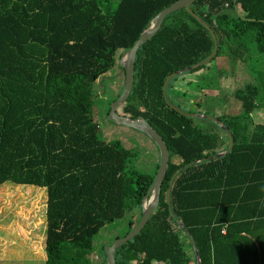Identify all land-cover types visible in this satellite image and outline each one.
<instances>
[{
	"label": "trees",
	"instance_id": "trees-1",
	"mask_svg": "<svg viewBox=\"0 0 264 264\" xmlns=\"http://www.w3.org/2000/svg\"><path fill=\"white\" fill-rule=\"evenodd\" d=\"M175 1L0 0V185L47 188V264H96L92 254L100 230L128 210L134 217L127 232L141 219L160 154L155 173H147L135 166L137 149L102 135L93 116L95 82ZM237 5L193 3L215 31L218 52L207 64L172 78L167 88L180 108L215 116L232 132L235 145L221 157L209 158L230 145L219 123L185 116L164 97L169 75L214 51L211 32L182 8L138 50L134 86L119 112L147 119L166 140L170 162L159 207L117 250V264H197L192 239L178 220L195 238L202 264H264L261 87L249 82L235 88L232 80L230 95L218 93L226 85L224 74L232 78L218 69L221 58L234 72L236 62L264 53V0H237ZM191 87L207 101H188ZM187 164L170 186L173 174ZM170 187L177 218L168 203ZM13 197L20 198L12 207L19 218L29 200L35 216L44 207L39 191H0L9 206Z\"/></svg>",
	"mask_w": 264,
	"mask_h": 264
},
{
	"label": "rangeland",
	"instance_id": "rangeland-1",
	"mask_svg": "<svg viewBox=\"0 0 264 264\" xmlns=\"http://www.w3.org/2000/svg\"><path fill=\"white\" fill-rule=\"evenodd\" d=\"M122 56L123 52L119 51L115 67L108 73L100 76L95 82L93 116L95 120L99 122L101 133L107 140L120 139L127 147L137 149L140 155L138 157V160L135 162V166L144 172L154 174L160 154L158 147L156 146L154 141L148 135L135 128L120 125L109 119L108 113L110 111L111 103L114 101V98H116L118 94L123 91L125 84V72L124 69L119 66ZM233 70H235V73L231 74V79L233 80L232 87L241 88L249 82L257 83L261 87V93L259 96L260 102L264 101V53L255 52L252 58L247 59L245 62H236ZM236 74H239V76L237 79H234ZM254 74H256L257 78L254 77ZM184 86L185 84L182 85V87ZM189 89L191 90V94H189L190 96L187 97L188 101L193 100L196 97V94H194L193 91V87ZM173 94L174 93H172V97ZM173 99L175 100L174 97ZM184 107L190 109V107L187 105H184ZM205 109L207 108H204L203 110ZM120 111H122V108H120ZM14 188L37 192L40 187L29 184H16L10 181L0 185V191L2 192H8L10 190H13ZM42 195H44L45 198L43 202H47V193L44 191ZM19 201L20 198H17V200L14 198L12 204L9 206V202L7 200H0V223H2L5 227H8L7 225L11 222H15V220H25L26 218V222L28 223L30 220H32L33 222V218L37 217L33 212L31 213V215L28 214L30 212V207H32L31 203H33L30 200L29 203L24 204L26 207H28L27 211H25V208L23 210V214L26 213V215L19 218L17 213H13L12 207L15 205V203L18 204ZM27 216H29L28 219ZM133 217L134 212L128 210L123 218L108 223L94 237L92 256L96 264H103L104 260L107 263V257L105 254L106 247L112 244L115 239H117L118 237H123L127 233L128 222L133 219ZM13 228H15V226ZM11 233H14V235L17 236L18 234H20V232H16V230ZM7 235L8 233L6 229H0V237L6 238ZM1 246L2 244H0V247ZM27 247L28 244L26 248ZM2 253L3 252L0 248V258H2V256L4 255ZM5 259V257H3L2 259L4 261V264L28 263L26 258H24L23 261L20 262L18 260L15 261L13 258H10L8 261ZM0 264H2L1 259Z\"/></svg>",
	"mask_w": 264,
	"mask_h": 264
},
{
	"label": "water",
	"instance_id": "water-1",
	"mask_svg": "<svg viewBox=\"0 0 264 264\" xmlns=\"http://www.w3.org/2000/svg\"><path fill=\"white\" fill-rule=\"evenodd\" d=\"M195 1L196 0H176L171 5L167 6L163 10H161L152 19L149 27L146 28L142 32V34L140 35V37L138 38L136 43L131 48H129L128 50H126L123 53V56L120 60V66L122 69H124V72H125V84H124V88H123V91L120 94V96L111 103L110 112H109V119L115 123L120 124V125H125V126H130L132 128H135V129L145 133L146 135H148L154 141V143L157 145V147L159 149L160 165H159L157 174L155 176L154 183H153L150 191L148 192V194L145 196V198L143 200L142 216H141L140 221L138 222V224L134 228H132L129 232H127L123 237H118L117 239H115L113 241L112 244H110L106 247V257H107V263L108 264H117V258H116L117 250L121 246L126 244L128 241L135 238L144 229V227L149 222L152 214L156 211V209L159 207V204H160L162 185H163V182L166 178V174H167V171L169 168V162H170V150H169V147L167 145V142L164 139L163 135L147 119H145L142 116L134 118L131 116L121 114L119 112V108L127 101L128 97L130 96V94L132 92L134 82H135L136 57H137V53H138L139 48L157 33V31L160 29L165 18L169 14H171L172 12H175V11L180 10L182 8H186L189 13H191L193 16H195L211 32V34L214 38L215 48H214V51L211 53V55L208 56L205 60L200 61L196 64H193L191 66L182 68L178 71L173 72L171 75H169L165 81V84H164V97H165L167 103L172 108H174L175 110L180 112L181 114H183L185 116H190V117H203V118L211 119V120L219 123V125L228 134V136L230 138V145H229L228 149L225 151L219 152L215 155H212L209 158L215 159V158L221 157V156L227 154L229 151H231L235 145V140H234V136H233L232 132L228 129V127L219 118H217L215 116L208 115V114H204V113L187 112L184 109L180 108L177 104L173 103L169 99L168 94H167L168 84L172 80V78H174L175 76H178V75H180L186 71H189V70H192V69H195L197 67H200L202 65L207 64L216 56V54L218 52L219 43H218L217 35H216L215 31L213 30V28L201 16H199L192 9V5ZM234 2H235L236 8L239 9L238 5H237V0H234ZM186 166H188V164L179 168L173 174L171 181H170V186L173 185V183H174L177 175L179 174V172L182 169H184ZM168 203L170 204V211H171L172 215L175 218H177L174 211H173L172 205H171V187L168 189ZM178 222H179L181 228L192 239L194 250L196 253L197 264H202V260H201V257H200V254H199V251L197 248L195 238L193 237V235L191 234L189 229L180 220H178Z\"/></svg>",
	"mask_w": 264,
	"mask_h": 264
},
{
	"label": "crops",
	"instance_id": "crops-1",
	"mask_svg": "<svg viewBox=\"0 0 264 264\" xmlns=\"http://www.w3.org/2000/svg\"><path fill=\"white\" fill-rule=\"evenodd\" d=\"M218 69L222 71H229L230 74L235 73V71L233 72L232 69L230 68L228 59L226 57H223L221 58V60H219ZM238 76L239 74H236L234 79H237ZM223 79L226 85H224V87H219L218 93L220 97L230 95V93L233 92V89H230L231 83H229L232 81V79L228 81V75L225 74ZM207 99H208L207 95L204 93L196 94V97L194 98V100L197 102H204L205 100L207 101ZM261 102H263V106H264V101ZM38 191L41 192L42 194L44 193V191L47 193V188L40 187ZM46 198H47L46 200H48V193ZM46 211H47V202L45 201L44 207L42 208L40 215L34 218L30 217L33 218V222L32 220H30L27 223L25 218V220L20 219V220H15V222L9 223L7 225L8 227H5L2 223H0V229L1 230L6 229L8 233L6 238L0 237V244H2L0 248L3 252L2 254H4L2 258H0L2 264H4V261L2 260L3 257H5L6 258L5 260L7 261L10 258H13L15 261L18 260L20 262L23 261L24 258H26L28 261L27 264H47L48 255H47ZM31 213L32 211H30L28 214L31 215ZM23 215H26V213ZM14 226L15 228H13ZM14 230H16V232L19 231L20 234H18L17 236L14 235L15 232L11 233ZM27 244L28 247L26 248Z\"/></svg>",
	"mask_w": 264,
	"mask_h": 264
},
{
	"label": "built area",
	"instance_id": "built-area-1",
	"mask_svg": "<svg viewBox=\"0 0 264 264\" xmlns=\"http://www.w3.org/2000/svg\"><path fill=\"white\" fill-rule=\"evenodd\" d=\"M223 232H225V229L223 230Z\"/></svg>",
	"mask_w": 264,
	"mask_h": 264
}]
</instances>
